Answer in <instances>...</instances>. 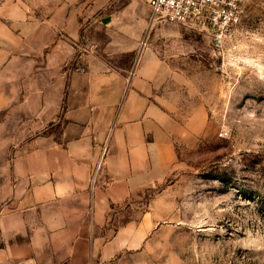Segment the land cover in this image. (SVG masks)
Wrapping results in <instances>:
<instances>
[{"label":"crops","instance_id":"obj_1","mask_svg":"<svg viewBox=\"0 0 264 264\" xmlns=\"http://www.w3.org/2000/svg\"><path fill=\"white\" fill-rule=\"evenodd\" d=\"M145 15L86 49L75 14L0 7V264H122L135 229L110 220L203 132L204 109L185 112L189 76L145 43Z\"/></svg>","mask_w":264,"mask_h":264},{"label":"rangeland","instance_id":"obj_2","mask_svg":"<svg viewBox=\"0 0 264 264\" xmlns=\"http://www.w3.org/2000/svg\"><path fill=\"white\" fill-rule=\"evenodd\" d=\"M3 6L33 22L75 14L86 49L107 40L110 22L134 25L146 14L145 43L189 76L185 112L204 109L203 132L177 140L168 176L110 220L112 230L135 229L122 264H264V0H243L239 23L224 38L198 24L152 23L145 0H0Z\"/></svg>","mask_w":264,"mask_h":264},{"label":"built area","instance_id":"obj_3","mask_svg":"<svg viewBox=\"0 0 264 264\" xmlns=\"http://www.w3.org/2000/svg\"><path fill=\"white\" fill-rule=\"evenodd\" d=\"M151 22L167 24H198L210 35H230L240 20L243 0H145ZM102 151L100 162L105 155ZM99 165L97 166L96 172Z\"/></svg>","mask_w":264,"mask_h":264}]
</instances>
